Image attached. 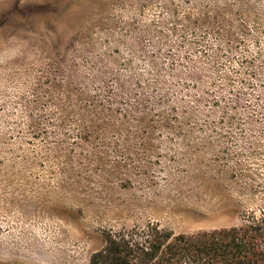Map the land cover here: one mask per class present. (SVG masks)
Returning a JSON list of instances; mask_svg holds the SVG:
<instances>
[{
	"label": "rangeland",
	"instance_id": "rangeland-1",
	"mask_svg": "<svg viewBox=\"0 0 264 264\" xmlns=\"http://www.w3.org/2000/svg\"><path fill=\"white\" fill-rule=\"evenodd\" d=\"M264 213V0H0V264H90L107 232Z\"/></svg>",
	"mask_w": 264,
	"mask_h": 264
},
{
	"label": "trees",
	"instance_id": "trees-1",
	"mask_svg": "<svg viewBox=\"0 0 264 264\" xmlns=\"http://www.w3.org/2000/svg\"><path fill=\"white\" fill-rule=\"evenodd\" d=\"M90 264H264V213L238 226L175 234L155 224L107 232Z\"/></svg>",
	"mask_w": 264,
	"mask_h": 264
}]
</instances>
